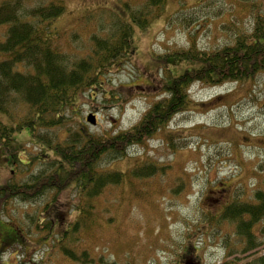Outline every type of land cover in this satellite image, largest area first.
Listing matches in <instances>:
<instances>
[{"label": "rangeland", "instance_id": "1", "mask_svg": "<svg viewBox=\"0 0 264 264\" xmlns=\"http://www.w3.org/2000/svg\"><path fill=\"white\" fill-rule=\"evenodd\" d=\"M46 1L28 0L31 5ZM60 1L65 9L54 22L55 42L72 59L91 54L95 36H102L100 26H107L110 17L130 18L123 0ZM144 1L132 0V5ZM263 6L264 0H166L148 27L135 28L132 52L109 64L98 85L75 95L65 109L66 123L92 135L135 126L162 95L161 81L192 66V61L177 59V52L193 42L203 50L223 46L240 29L251 30L253 15ZM6 29L0 24V40ZM190 95L186 108L165 128L130 147L128 155L103 159L106 170L126 175L89 199L95 205L90 229L81 227L71 245L76 252H89L93 262L86 264H101V258L116 264H177L183 255L187 264L261 263L264 221L254 227L260 244L248 253L237 244L235 224L224 222L226 228L218 233L208 215H217L236 194L242 193L239 200H252L262 186L264 73L218 85L195 82ZM90 114L95 124L87 120ZM0 121L10 119L0 111ZM67 135L66 126L58 128L57 140ZM15 137L23 144L15 162L0 148V184L27 181L62 158L52 143L39 141L26 129ZM146 161L164 166V172L140 179L134 172ZM78 191L66 183L33 203L14 200L4 209L0 203L4 264H83L66 257L54 242V236L81 220L77 205L87 199ZM52 217L54 236L43 239L46 230H38L37 222L44 227ZM11 237L18 240L9 244Z\"/></svg>", "mask_w": 264, "mask_h": 264}, {"label": "trees", "instance_id": "2", "mask_svg": "<svg viewBox=\"0 0 264 264\" xmlns=\"http://www.w3.org/2000/svg\"><path fill=\"white\" fill-rule=\"evenodd\" d=\"M123 4L129 8L130 18L110 17L107 26H100L102 36H95L96 46L91 54L72 59L60 51L55 42L58 35H54L53 30L55 19L64 12L63 2L48 0L31 5L28 0H0V24L7 26L5 38L0 40V111L10 119L9 122L0 121L1 151L6 150L10 160L15 162L23 145L19 144L15 134L26 129L39 141L52 143L62 157L57 161L53 159L49 162L50 169L39 170L27 181L0 184L1 208L8 207L14 200L33 203L50 188H59L66 183L76 185L79 196L87 199L77 205L81 220L71 223V227L58 236L52 233L53 217L44 227L37 222V229L46 230L43 239L54 236L55 246L66 257L83 264L92 263L93 258L87 250L76 252L72 246L78 240L75 235L81 227L90 229L88 220L95 214L92 211L95 205L89 203V199L100 195L106 184H117L126 175L118 170H106L102 167L103 159L124 157L130 147L143 143L165 128L188 105L195 82L218 85L264 73L263 6L254 13L251 30L240 29L223 46L203 50L193 42L190 48L177 52V59L192 61V66L161 81L162 95L135 126L110 135H92L84 128H70L66 123V107L80 90L98 85L109 64L132 52L135 28L148 27L166 0H145L139 6H133L132 0H123ZM64 126L68 135L59 141L56 133ZM258 169L264 173V163ZM159 170L164 172V166L146 161L134 173L141 179L152 177ZM260 184L262 186L254 191L252 200H239L242 193L236 194L217 215H208L218 233L226 228L224 222L228 226L235 224L237 244H243V252L249 253L260 244V234H255L254 227L264 221V174ZM53 215L54 219L58 216L56 212ZM17 240L11 237L7 242ZM4 251L0 244V264H4L1 258ZM258 260L264 264V254ZM100 263L116 264L102 258Z\"/></svg>", "mask_w": 264, "mask_h": 264}, {"label": "flooded vegetation", "instance_id": "3", "mask_svg": "<svg viewBox=\"0 0 264 264\" xmlns=\"http://www.w3.org/2000/svg\"><path fill=\"white\" fill-rule=\"evenodd\" d=\"M186 257V255H183V257L180 256L177 264H187L188 260H186Z\"/></svg>", "mask_w": 264, "mask_h": 264}, {"label": "water", "instance_id": "4", "mask_svg": "<svg viewBox=\"0 0 264 264\" xmlns=\"http://www.w3.org/2000/svg\"><path fill=\"white\" fill-rule=\"evenodd\" d=\"M87 120H88L90 123H92V124H95V123H96V119H95V117H94L92 114H90V115L87 117Z\"/></svg>", "mask_w": 264, "mask_h": 264}]
</instances>
